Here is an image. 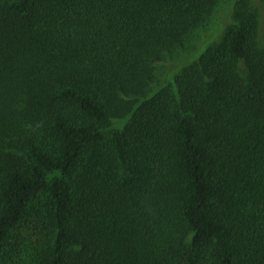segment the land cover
<instances>
[{
	"label": "trees",
	"instance_id": "trees-1",
	"mask_svg": "<svg viewBox=\"0 0 264 264\" xmlns=\"http://www.w3.org/2000/svg\"><path fill=\"white\" fill-rule=\"evenodd\" d=\"M263 7L0 0V264H264Z\"/></svg>",
	"mask_w": 264,
	"mask_h": 264
},
{
	"label": "rangeland",
	"instance_id": "rangeland-1",
	"mask_svg": "<svg viewBox=\"0 0 264 264\" xmlns=\"http://www.w3.org/2000/svg\"><path fill=\"white\" fill-rule=\"evenodd\" d=\"M223 20H226V21L229 20V17L227 16V9L222 11L218 15L217 23L211 25L209 27V30H207V32L209 33L210 31V33H212L216 28H218L219 22ZM262 22L263 23H262V33L261 34L263 35L262 37H264V7H263ZM166 57L168 58L165 61L157 64L159 74H158V80H157L155 87H161L163 85H168V86L172 85L173 78H175L176 76V75L174 76L172 75L173 72L177 69V67H179V65H181L184 61H186L189 58V55L184 51H180L178 54L169 55ZM122 122L124 123L123 120Z\"/></svg>",
	"mask_w": 264,
	"mask_h": 264
}]
</instances>
